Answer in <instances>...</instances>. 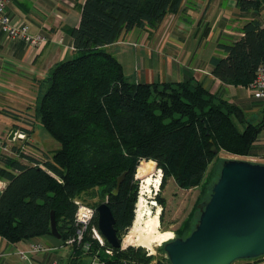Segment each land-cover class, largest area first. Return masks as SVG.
Returning <instances> with one entry per match:
<instances>
[{"label":"trees","instance_id":"obj_1","mask_svg":"<svg viewBox=\"0 0 264 264\" xmlns=\"http://www.w3.org/2000/svg\"><path fill=\"white\" fill-rule=\"evenodd\" d=\"M183 1L85 0L80 25L72 32L76 54L54 68L36 111L37 120L60 148L43 161L17 148L27 164L3 157L0 180L7 186L0 198V237L10 243L56 238L51 231L54 212L63 245L77 229L76 200L89 195L108 197L122 238L135 218L139 194L135 177L142 162H155L163 171L162 186L172 178L189 190L204 182L213 163L219 162L221 174L222 154L257 156L255 143L264 120L248 123L241 108L212 94L194 78L132 82L123 64L107 50L135 29L157 31ZM263 2L238 0V7L242 12L260 13ZM242 32L241 39L223 47L227 57H213L212 65L213 75L223 83L247 87L264 66V25L256 18ZM213 146L218 153L212 152ZM124 173L119 193L114 195ZM219 177L201 203L196 223H187L177 238H187L195 229ZM155 199L162 207L163 225L165 202L161 196ZM94 223L98 225L97 214ZM92 246V255L101 248L114 251L113 257L102 249L98 253L106 264H150L152 260L135 247L114 249L107 241L105 247L97 242Z\"/></svg>","mask_w":264,"mask_h":264},{"label":"crops","instance_id":"obj_2","mask_svg":"<svg viewBox=\"0 0 264 264\" xmlns=\"http://www.w3.org/2000/svg\"><path fill=\"white\" fill-rule=\"evenodd\" d=\"M84 3L85 0H12L8 4L7 12L14 23L30 25L32 33L47 40L34 48L23 40L10 38L0 27V166L4 165L5 156L28 163L20 158V143L8 142L14 129H26L27 133L33 130L24 153L33 149L35 153L28 155L39 160L44 153L49 156L60 148L40 124L52 151L39 144L36 157V126L40 123L36 111L54 68L76 54L72 32L80 25ZM256 18L264 25V10L242 12L238 0H184L157 31L135 29L107 50L124 69L127 66L132 70L129 76L136 82H184L194 78L212 94L241 108L248 123L258 124L264 120V100L254 98L245 86L223 83L213 75L212 65L213 57H227L223 47L241 39L243 26ZM127 45L132 49L128 50ZM255 152L254 158L264 164V130L255 143ZM6 186L7 182L0 180L2 190ZM59 239L46 236L10 243L0 237V264H106L92 254L62 246ZM33 243L45 244L51 250L33 255L31 262L22 260L18 251ZM234 264H264V257Z\"/></svg>","mask_w":264,"mask_h":264},{"label":"water","instance_id":"obj_3","mask_svg":"<svg viewBox=\"0 0 264 264\" xmlns=\"http://www.w3.org/2000/svg\"><path fill=\"white\" fill-rule=\"evenodd\" d=\"M212 152L218 153L215 146ZM125 175L118 179L114 195L119 193ZM3 192L0 189V198ZM96 212L104 239L114 249H126L108 202L100 204ZM51 231L61 238L54 212ZM164 250L170 264H234L264 257V164L225 160L195 229L187 238L175 237L165 243Z\"/></svg>","mask_w":264,"mask_h":264},{"label":"rangeland","instance_id":"obj_4","mask_svg":"<svg viewBox=\"0 0 264 264\" xmlns=\"http://www.w3.org/2000/svg\"><path fill=\"white\" fill-rule=\"evenodd\" d=\"M125 47L128 50H129V48L132 49L131 45H127ZM130 55H131V53H130ZM130 55H129L128 59H129L130 64L132 66L133 56L132 55L130 56ZM125 69H126V71H128L126 73L127 78L129 80H131L132 82H136V80H133L132 77L129 76V72H131L132 70L128 69L127 66ZM239 127L241 128V130L244 129V127H242L240 125H239ZM22 130L27 131L26 129H22ZM44 134H45L44 130L39 123L36 126V137H35L37 139L36 157H38L37 156L38 155L37 150H38V147L40 146L39 144L46 146L48 152L52 151L49 149L50 146L48 147V144H46V141L43 138ZM51 141H53V143H55L56 145H59V143L56 142L55 140H51ZM28 150H29L28 154L31 153L33 155V153H35L33 149L32 150L28 149ZM25 152L27 153L26 150H25ZM50 153H52V152H50ZM45 156H47V154L44 153L43 157H45ZM221 158L224 160L241 159V160H248V161H252V162H258V160H256L253 157H236V156H231V155H227V154H222ZM43 160H44V158L42 159V161ZM144 162L147 163L148 169L152 171V175L154 177V180H159V183H160L159 190L157 191L156 195L154 196V200L157 202V200L155 198L158 196H161L163 198V201L165 202L163 228L166 230L174 231L176 236H177V232L185 229V226L187 223L191 222L192 225H194L196 223V218H197L198 212L200 210V205L206 198L209 197V195L211 193L212 184L216 181V179L220 175V171H219V167H218L219 162H215L212 164V166L209 167L208 174L206 175V179H204V182L199 187L189 189V190L180 188L178 186V184H176V182L172 178H169L168 181L166 183H164V185L162 186L163 176H164L163 171L158 168V166L155 162H150V161H144ZM210 174H212L211 179L208 182L209 184L206 185L207 184L206 180ZM137 175L138 174H136L135 180L138 183L139 192H140L141 181L138 179ZM138 197H139V194H138ZM106 198L108 199L107 196L105 198H103L101 196L92 197V196L88 195V196H83V197L79 198V200L86 203L87 205H89L91 207L92 206L94 207V206H97L99 204L105 203L107 201ZM158 205L162 209V207L160 206L159 203H158ZM129 230L130 229L126 230L124 232V234L121 235L123 240H125V236L129 232ZM123 247L128 249V248L133 247V246H127V245L123 244ZM135 248L141 249L146 256L149 254V251L146 249L139 248V247H135ZM101 249L103 250V248H101ZM101 249L98 250L97 252H95L94 254L99 253V255H100L102 253ZM106 251L107 250L105 249L104 252L106 253L107 256H109V257L114 256V254L110 255ZM151 257H152V260H151L150 264H169V260L167 259L166 253L164 252V247L157 248L156 253L154 255H151ZM235 263H237V262H235Z\"/></svg>","mask_w":264,"mask_h":264},{"label":"built area","instance_id":"obj_5","mask_svg":"<svg viewBox=\"0 0 264 264\" xmlns=\"http://www.w3.org/2000/svg\"><path fill=\"white\" fill-rule=\"evenodd\" d=\"M11 1L12 0H0L1 30L10 38L23 40L34 48L40 47L44 42H46L47 39L42 35H37L32 33L30 25L16 24L12 21V19L10 18L7 12V6ZM263 10H264V2H263ZM247 89L254 98L258 100H264V66L258 69L256 77L254 78L252 83L249 86H247ZM27 140H28L27 132H25L22 129H16L14 137L10 139L8 142L20 143L21 145L20 147L24 152L26 148ZM0 189L2 188L0 187ZM76 205H77V211H76L75 219H76L77 229L74 236L67 239L64 242L63 246L69 248L81 249L83 252L86 253L91 252L93 247L92 244L94 242H97L100 247H105L106 240L102 236L98 225L94 223V219L97 214L96 210L80 200H76ZM88 235L90 239L86 240ZM50 250L51 247H48L45 244L33 243L30 245L29 248L18 251L17 254L20 256L22 260L31 262L33 255ZM106 250L108 254L110 255L114 254V251L112 249L107 248ZM97 255L98 253L94 254L96 259H98ZM147 256H151L150 253Z\"/></svg>","mask_w":264,"mask_h":264},{"label":"bare ground","instance_id":"obj_6","mask_svg":"<svg viewBox=\"0 0 264 264\" xmlns=\"http://www.w3.org/2000/svg\"><path fill=\"white\" fill-rule=\"evenodd\" d=\"M138 179L141 181V188L135 205L134 223L125 236L123 244L146 249L150 255H154L157 248L175 239L176 234L172 230L163 228L162 209L154 200L160 183L159 180H154L146 162L140 165Z\"/></svg>","mask_w":264,"mask_h":264}]
</instances>
